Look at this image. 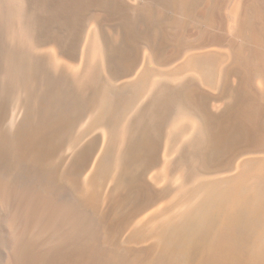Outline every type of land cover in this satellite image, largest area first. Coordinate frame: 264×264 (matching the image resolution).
<instances>
[{
	"label": "bare ground",
	"instance_id": "6f19581e",
	"mask_svg": "<svg viewBox=\"0 0 264 264\" xmlns=\"http://www.w3.org/2000/svg\"><path fill=\"white\" fill-rule=\"evenodd\" d=\"M0 264H264V0H0Z\"/></svg>",
	"mask_w": 264,
	"mask_h": 264
},
{
	"label": "rangeland",
	"instance_id": "374dc122",
	"mask_svg": "<svg viewBox=\"0 0 264 264\" xmlns=\"http://www.w3.org/2000/svg\"><path fill=\"white\" fill-rule=\"evenodd\" d=\"M52 118H53V114L49 113V114L45 115V113H43L42 111H39L37 113V115H35L34 117H29V119L31 120V122H30V124H31L30 130L31 131L30 132H35L36 134H39V132H41L43 126L46 123H49L52 120ZM50 135H51V133L48 135V138H49V139H47L48 141L53 139V138L50 139L51 138ZM35 144L38 148H40V146H41L40 144H42V143H40L39 141L38 142L36 141ZM36 146H34V149H37ZM36 152H38V151H36ZM39 152H42V151H39Z\"/></svg>",
	"mask_w": 264,
	"mask_h": 264
}]
</instances>
